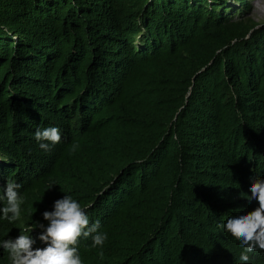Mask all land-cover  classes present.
I'll use <instances>...</instances> for the list:
<instances>
[{
    "label": "trees",
    "instance_id": "1",
    "mask_svg": "<svg viewBox=\"0 0 264 264\" xmlns=\"http://www.w3.org/2000/svg\"><path fill=\"white\" fill-rule=\"evenodd\" d=\"M250 10L0 0V195L11 180L24 198L18 221L0 213V240L47 225L71 195L107 233L102 248L80 238L83 264H245L218 225L258 206L250 185L264 178V22ZM47 127L61 141L45 151L34 134Z\"/></svg>",
    "mask_w": 264,
    "mask_h": 264
},
{
    "label": "clouds",
    "instance_id": "2",
    "mask_svg": "<svg viewBox=\"0 0 264 264\" xmlns=\"http://www.w3.org/2000/svg\"><path fill=\"white\" fill-rule=\"evenodd\" d=\"M34 136L39 147L45 151L50 149V145L61 141L57 127L38 128ZM78 147V144L73 143L70 151L74 153ZM20 188L19 183L9 180L3 189V195H0V201H6L0 207V213L10 223L21 217L24 198L19 192ZM250 201H256L258 206L231 215L226 223L218 225L240 242L244 251L239 259L245 264L249 260L247 253L254 252L257 248L264 250V178L252 179ZM42 215L48 224L37 223L35 227L43 230L38 238L47 244L46 247L33 248L36 240L29 233L35 227L20 228V235L15 239L0 240V248L8 253L11 264H83L77 247L80 238H91L93 248H102L107 239V233L99 231V220L90 224L86 210L71 195L57 199L54 209L44 211ZM98 255L103 259V251Z\"/></svg>",
    "mask_w": 264,
    "mask_h": 264
},
{
    "label": "rangeland",
    "instance_id": "3",
    "mask_svg": "<svg viewBox=\"0 0 264 264\" xmlns=\"http://www.w3.org/2000/svg\"><path fill=\"white\" fill-rule=\"evenodd\" d=\"M251 10L249 17L257 22H264V0H250Z\"/></svg>",
    "mask_w": 264,
    "mask_h": 264
}]
</instances>
